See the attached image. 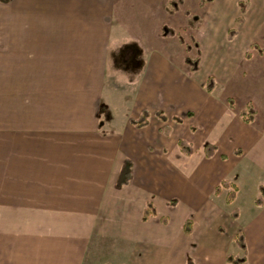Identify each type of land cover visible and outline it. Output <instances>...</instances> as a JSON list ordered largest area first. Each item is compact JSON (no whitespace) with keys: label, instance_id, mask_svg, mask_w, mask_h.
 I'll use <instances>...</instances> for the list:
<instances>
[{"label":"crops","instance_id":"obj_1","mask_svg":"<svg viewBox=\"0 0 264 264\" xmlns=\"http://www.w3.org/2000/svg\"><path fill=\"white\" fill-rule=\"evenodd\" d=\"M244 6L207 12L209 30L233 24L254 38L264 31V9ZM190 9L172 10L168 0H0V264H89L113 244L122 264L228 262L217 226L239 218L225 208L239 187L231 202L228 188H216L232 181L229 153L247 152L264 134H253L252 121L230 104L223 128L213 90L188 71L173 37L161 36ZM192 94L199 107L186 103ZM143 109L148 124L136 126L130 120ZM196 121L217 135L203 139ZM239 132L245 141L227 145ZM208 143L217 145L212 156ZM127 161L130 176L120 185ZM178 179L192 192L184 203L172 189ZM149 200L156 212L143 220Z\"/></svg>","mask_w":264,"mask_h":264},{"label":"rangeland","instance_id":"obj_2","mask_svg":"<svg viewBox=\"0 0 264 264\" xmlns=\"http://www.w3.org/2000/svg\"><path fill=\"white\" fill-rule=\"evenodd\" d=\"M193 1L194 4H190ZM240 1H243L247 11L250 7L264 9V0H208L206 4H202L201 0H168L171 9H177V12L183 13L184 9H188V7L191 9L187 11L186 15H183L180 25L172 28L173 34L164 35L161 32V36L173 37L172 40L176 42L179 54L190 58L191 62H186L188 71H191L193 75L200 76L202 87L213 90V95L217 100L213 102H217L218 114L222 120L220 125L228 122L223 128L226 126L228 128L230 124V121H227L225 104L229 105L231 99L233 101L232 107L240 118H242L240 115L242 108L251 105L257 109L256 118L250 123L253 127L250 129L253 134L260 132L262 135L264 134V31H254L255 37L249 39L246 30H238L233 24L224 26L222 29L209 30V24L214 19V15L207 12H217V8L236 12L243 7V3ZM193 6L198 8V11L202 9L207 14L202 16L200 15L201 12L192 11ZM245 16L246 14L240 15V19L238 18L236 23L242 24L245 21ZM196 65L198 66L197 70L192 68ZM184 97L190 106L199 107L202 104L201 99L196 94ZM208 105L209 101L204 107ZM196 123L199 125L203 139L211 141L212 136L217 135L218 129L215 126L206 129L207 124L201 125L197 121ZM236 129L239 130L240 128L237 127ZM231 136L232 138L228 139L227 145L236 140L245 141V135L240 132ZM204 145L205 143L195 146L196 157L200 156ZM248 149L245 153L242 149L229 153L226 160H231L230 172L226 177H231L233 184L238 185L239 191L235 203L233 202L225 208L229 212L237 209L239 218L234 222L224 220L226 232L223 224L218 225L217 228L220 232L226 233L225 247L228 248L229 246V253L234 258H245V261L240 264H264V260L258 256L260 250L264 251V225L263 222H260L264 218V206L255 203V198L261 193L260 187L264 184V138L255 135V142ZM226 161L218 166L220 171L229 167ZM201 178L202 176L199 174L198 180ZM161 188L163 192L164 187ZM172 189L178 194L181 202L185 201L187 192L189 195L192 193L189 192V189L186 190L183 180L180 179L172 183ZM227 191L224 189L225 193ZM195 193L197 198L204 196V193ZM220 200H224V197ZM171 207L169 206L170 209H172ZM167 215L172 219L174 213L170 212ZM240 233L244 235L245 247L239 240L238 234ZM249 242L252 243L250 247L248 246ZM104 251L105 254H102V249L99 248L96 254L91 256L93 260L89 264H122L125 256L120 253L115 244L111 248L104 249Z\"/></svg>","mask_w":264,"mask_h":264},{"label":"trees","instance_id":"obj_3","mask_svg":"<svg viewBox=\"0 0 264 264\" xmlns=\"http://www.w3.org/2000/svg\"><path fill=\"white\" fill-rule=\"evenodd\" d=\"M164 35L167 34H173V31L170 30L167 26H165L163 28V32ZM186 61L188 63H190V58L189 56L186 57ZM197 65L193 66V69H197ZM229 104L230 106H233V101L230 99L229 100ZM256 108L252 107L251 105H248L247 107H244L241 109L240 115L241 117L247 121V122H251L254 120L255 118V114H256ZM157 114L162 118V120L166 119V116L162 113V112H157ZM148 117H149V111L147 109H143L141 115L136 118V119H131L130 121L135 124L136 126H145L148 124ZM177 119H179V117H176ZM180 120V119H179ZM180 146L182 147V149L186 152V153H190L192 150L191 145L186 142L185 140H180L179 141ZM217 150V145L214 143H208L205 146V152L207 156H212ZM130 162L127 161L123 167L122 173L120 175V179H119V183L120 185L122 184H126L128 182L129 176H130ZM222 187L228 188V192H227V200L228 202H231L235 199L236 197V191H237V186L235 184H233L232 181H230L229 179H224L221 184L216 188V192H220ZM264 184L261 186V194L259 196L256 197V203L257 204H263L264 203ZM170 203L172 205H175L177 203V199L174 197ZM156 212V208L155 205L153 203L152 200H149L147 202V206L146 209L144 211V215H143V220H146L150 215L155 214ZM232 216L233 217H237L238 216V211L237 209L232 211ZM185 231L186 233H190L191 232V219H187L185 222ZM240 233L238 234L239 236V240L242 244V246H246L245 245V240H244V235ZM227 261L232 263V264H240L242 262L245 261V258H234L231 254L227 255Z\"/></svg>","mask_w":264,"mask_h":264}]
</instances>
